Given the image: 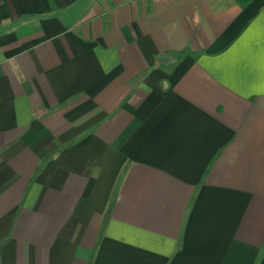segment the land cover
<instances>
[{
	"label": "crops",
	"instance_id": "crops-1",
	"mask_svg": "<svg viewBox=\"0 0 264 264\" xmlns=\"http://www.w3.org/2000/svg\"><path fill=\"white\" fill-rule=\"evenodd\" d=\"M0 264H264V0H0Z\"/></svg>",
	"mask_w": 264,
	"mask_h": 264
},
{
	"label": "trees",
	"instance_id": "trees-1",
	"mask_svg": "<svg viewBox=\"0 0 264 264\" xmlns=\"http://www.w3.org/2000/svg\"><path fill=\"white\" fill-rule=\"evenodd\" d=\"M243 1V0H242ZM246 1V0H245Z\"/></svg>",
	"mask_w": 264,
	"mask_h": 264
}]
</instances>
